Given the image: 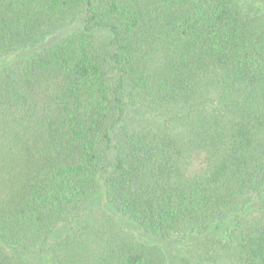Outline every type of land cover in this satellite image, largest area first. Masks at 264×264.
Segmentation results:
<instances>
[{
	"label": "trees",
	"instance_id": "1",
	"mask_svg": "<svg viewBox=\"0 0 264 264\" xmlns=\"http://www.w3.org/2000/svg\"><path fill=\"white\" fill-rule=\"evenodd\" d=\"M0 264H264V0H0Z\"/></svg>",
	"mask_w": 264,
	"mask_h": 264
},
{
	"label": "rangeland",
	"instance_id": "2",
	"mask_svg": "<svg viewBox=\"0 0 264 264\" xmlns=\"http://www.w3.org/2000/svg\"><path fill=\"white\" fill-rule=\"evenodd\" d=\"M90 208H88L87 206H86V208H85V214H88V213H90L89 210Z\"/></svg>",
	"mask_w": 264,
	"mask_h": 264
}]
</instances>
